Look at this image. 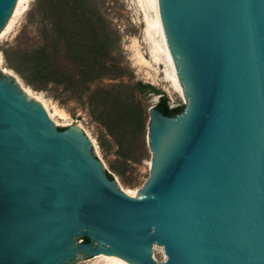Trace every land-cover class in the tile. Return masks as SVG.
I'll list each match as a JSON object with an SVG mask.
<instances>
[{"label":"water","instance_id":"1","mask_svg":"<svg viewBox=\"0 0 264 264\" xmlns=\"http://www.w3.org/2000/svg\"><path fill=\"white\" fill-rule=\"evenodd\" d=\"M17 1L0 0V33ZM158 6L187 106L149 108L133 196L80 125L58 126L0 68V264H264V0Z\"/></svg>","mask_w":264,"mask_h":264},{"label":"rangeland","instance_id":"2","mask_svg":"<svg viewBox=\"0 0 264 264\" xmlns=\"http://www.w3.org/2000/svg\"><path fill=\"white\" fill-rule=\"evenodd\" d=\"M16 7L0 33L1 70L11 71L22 89L44 99L58 126L80 125L124 191H140L150 176L152 160L149 108L163 96L170 108L187 106L186 97L172 88L162 38L150 26L155 16L152 4L149 0H26L8 26ZM73 34H81L77 46ZM46 59L49 64L44 66ZM49 70L60 74V83L47 80ZM144 85L160 95L141 92ZM152 256L157 262L166 260L157 245ZM73 264L115 263L99 256Z\"/></svg>","mask_w":264,"mask_h":264},{"label":"bare ground","instance_id":"3","mask_svg":"<svg viewBox=\"0 0 264 264\" xmlns=\"http://www.w3.org/2000/svg\"><path fill=\"white\" fill-rule=\"evenodd\" d=\"M26 0H18L17 2H18V4H17V7H16V11H15V14H14V17L11 19V21H10V23L8 24V26H10L11 25V23L13 22V20L15 19V17H16V15L20 12V10H21V8H22V5L24 4V2H25ZM148 3V2H147ZM149 3L150 4H152V6H153V8H154V12H155V16H154V19L152 18V20H153V22L150 24V26H152V27H154L155 28V30H156V32H157V34H159L160 35V37L162 38V41L161 42H163V50H164V52H165V54H166V56L165 57H167V59H168V61H169V63H170V65H171V69H172V76H171V78H173L171 81L173 82V87L172 88H174V89H176V90H178L183 96H184V89H183V87L182 86H180V83H179V80H178V77H177V74H176V71H175V68H174V65H173V62H172V59H171V56H170V53H169V50H168V47H167V44H166V40H165V35H164V32H163V27H162V23H161V18H160V14H159V6H158V0H149ZM143 5V4H142ZM142 7V6H141ZM145 11H146V9H145ZM151 12V11H150ZM149 22V21H148ZM148 28H150L149 26H148ZM155 32V31H154ZM150 33V32H149ZM153 33V31L151 32V34ZM147 34V33H146ZM151 34H150V36H151ZM149 35V34H148ZM154 35V34H153ZM152 35V36H153ZM157 39V38H156ZM158 40H159V38H158ZM153 41V40H152ZM156 41V40H155ZM154 42V41H153ZM159 43V42H158ZM157 44V43H156ZM155 46V44L153 45V47ZM159 46H161V44L159 45ZM152 47V48H153ZM162 47H161V49H162ZM154 49H155V47H154ZM151 50V49H150ZM157 51H158V49H157ZM154 52V51H153ZM152 52V53H153ZM155 53H156V51H155ZM155 53H153V54H155ZM157 55H158V53H156ZM156 56V55H155ZM154 56V57H155ZM159 56V58H160V60H161V57H160V55H158ZM153 57V58H154ZM158 58V59H159ZM155 59H157V58H155ZM158 59L156 60V63H157V61H158ZM163 59V58H162ZM154 60V59H153ZM1 61V60H0ZM163 62V61H162ZM168 63V62H167ZM170 69V70H171ZM4 71H7V72H9L10 74H12L13 76H15L11 71H9V70H4ZM167 73V72H166ZM169 74H167L166 76H168ZM165 76V77H166ZM166 79H167V77H166ZM169 80H170V78H169ZM24 90L25 91H27L31 96H33L34 98H36V99H38L39 101H41L43 104H44V106H45V108L47 109V111H48V113L50 114V116H51V118L54 120V114L52 115V113L49 111V108H48V105H47V103L45 102V100L44 99H42L39 95H36L35 93H33L29 88H24ZM92 142L94 143V141L92 140ZM94 146L96 147V145H95V143H94ZM97 148V147H96ZM127 194H129V195H134L135 194V192H131V191H125ZM101 258H104V260L106 259V260H110V261H112V262H114L115 264H129L128 262H126V261H124V260H122V259H120V258H117V257H102L101 256Z\"/></svg>","mask_w":264,"mask_h":264},{"label":"trees","instance_id":"4","mask_svg":"<svg viewBox=\"0 0 264 264\" xmlns=\"http://www.w3.org/2000/svg\"><path fill=\"white\" fill-rule=\"evenodd\" d=\"M81 38H82L81 34H73V37H72L73 45L77 46L79 44ZM75 56L77 58H79L80 57L79 52H76ZM48 64L49 63L46 59V65H44V66H47ZM59 75L60 74H58L54 71L51 72L49 70L48 74H47V80L50 82L60 83L61 82V76H59ZM140 91L143 93L150 91L151 93H154L156 95H160V93L157 90H155L154 88H151V86H148V85L141 86ZM156 107L158 110H160L164 115H166L168 117H175L176 115L182 113L185 109L184 107L170 108V106L168 104V99L164 96L160 98ZM108 176L111 180L113 179L111 175H108ZM84 242H88V239L84 238Z\"/></svg>","mask_w":264,"mask_h":264}]
</instances>
